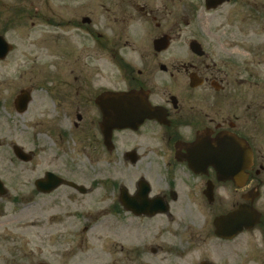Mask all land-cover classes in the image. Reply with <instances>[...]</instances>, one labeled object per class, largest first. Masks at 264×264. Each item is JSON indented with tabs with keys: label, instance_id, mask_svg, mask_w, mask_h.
<instances>
[{
	"label": "flooded vegetation",
	"instance_id": "1",
	"mask_svg": "<svg viewBox=\"0 0 264 264\" xmlns=\"http://www.w3.org/2000/svg\"><path fill=\"white\" fill-rule=\"evenodd\" d=\"M160 2L0 0V62L25 57L13 75L31 80L30 102L45 88L59 134V169L31 189L50 199V219L67 193L100 188L87 218L109 223L108 264H264V0H223L220 24L193 29L188 56L179 0ZM70 138L91 169L68 170ZM60 177L77 187H51ZM21 244L0 264H55Z\"/></svg>",
	"mask_w": 264,
	"mask_h": 264
},
{
	"label": "rangeland",
	"instance_id": "2",
	"mask_svg": "<svg viewBox=\"0 0 264 264\" xmlns=\"http://www.w3.org/2000/svg\"><path fill=\"white\" fill-rule=\"evenodd\" d=\"M169 1L161 0L165 3ZM222 8L207 11L204 8V0H179L180 56H188L187 42L193 34V29H199L204 34L208 31L207 25L220 24L225 9ZM231 17L237 24L238 19L241 20V14L239 17L232 13ZM185 20H190L191 23L185 25ZM17 51L18 49L11 53L8 60L0 62V178L8 189L7 194L0 196V206H4L0 214V252L22 247L21 242H27L26 248L35 251L37 260H52L55 264H108L112 255L109 223L101 218L99 223L94 224L92 218H87L88 212L93 208V202L100 197L97 195L100 188L97 192L81 198H78L77 194L67 193L63 200L66 201L64 208L59 209L58 205L51 203L54 208L51 210L50 219L47 202L50 199L36 194V190L31 189L34 180L42 177L45 169H59L61 162L55 155L56 152L60 153V142L58 132L50 133L47 111L43 109L48 98L44 97V87L43 92H34L28 111L17 113L13 107V100L21 87L31 82L29 78L17 79L13 75L15 72H22L18 64L25 63V57L17 56ZM183 52L185 54H182ZM17 58H20L19 61ZM32 83L36 84L37 79H33ZM68 125L70 127V122ZM13 145L22 147L26 152L33 150L34 158L30 161L18 160L13 154ZM64 145L67 148L65 157L71 164L68 165V170H78V161L84 168L91 169L90 162L86 159L80 157L77 161V156L74 155L75 141L72 138ZM49 157L51 159H48ZM116 176L121 179L124 170L118 168ZM102 185L100 184L101 187ZM9 201L17 202L19 207L10 206ZM5 238L12 240L2 242ZM120 239L123 240L122 234L119 235Z\"/></svg>",
	"mask_w": 264,
	"mask_h": 264
},
{
	"label": "water",
	"instance_id": "3",
	"mask_svg": "<svg viewBox=\"0 0 264 264\" xmlns=\"http://www.w3.org/2000/svg\"><path fill=\"white\" fill-rule=\"evenodd\" d=\"M223 0H206L205 4H206V8L207 9H210V8H215L217 5H219L220 3H222ZM8 51V47L2 42L1 38H0V58H3L6 53ZM29 101V96L26 94V93H23L18 97V110L19 111H24L26 109V106H27V103ZM141 121V120H140ZM122 127L126 126L125 125V122H123V124L121 125ZM120 127V126H119ZM15 151L16 153L21 156V153H20V148L16 147L15 148ZM51 176V174H48L47 176ZM51 178H54V177H51ZM61 182V180H58L57 182L56 181H53V184L51 187H54L55 185H58L59 183ZM46 183L45 180H42V181H39L37 183V185H44ZM71 184V183H70ZM2 186V183L0 182V188ZM45 186V185H44ZM254 217L253 215L249 218H244L243 219V222L241 223L242 226H248L249 224V221H253ZM218 225V224H217Z\"/></svg>",
	"mask_w": 264,
	"mask_h": 264
}]
</instances>
